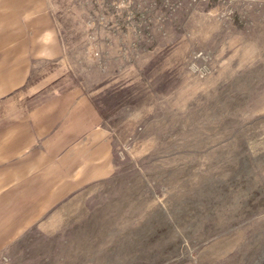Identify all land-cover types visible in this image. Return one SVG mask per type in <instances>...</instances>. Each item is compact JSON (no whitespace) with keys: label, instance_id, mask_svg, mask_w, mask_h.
I'll return each mask as SVG.
<instances>
[{"label":"rangeland","instance_id":"obj_1","mask_svg":"<svg viewBox=\"0 0 264 264\" xmlns=\"http://www.w3.org/2000/svg\"><path fill=\"white\" fill-rule=\"evenodd\" d=\"M0 264H264V0H0Z\"/></svg>","mask_w":264,"mask_h":264}]
</instances>
